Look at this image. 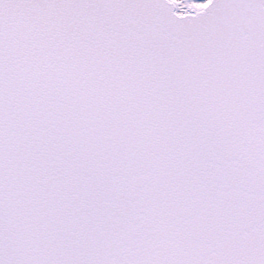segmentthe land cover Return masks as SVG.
Instances as JSON below:
<instances>
[{
  "label": "snow or ice",
  "instance_id": "1",
  "mask_svg": "<svg viewBox=\"0 0 264 264\" xmlns=\"http://www.w3.org/2000/svg\"><path fill=\"white\" fill-rule=\"evenodd\" d=\"M0 264H264V0H0Z\"/></svg>",
  "mask_w": 264,
  "mask_h": 264
}]
</instances>
